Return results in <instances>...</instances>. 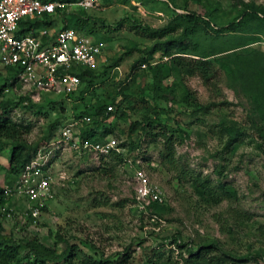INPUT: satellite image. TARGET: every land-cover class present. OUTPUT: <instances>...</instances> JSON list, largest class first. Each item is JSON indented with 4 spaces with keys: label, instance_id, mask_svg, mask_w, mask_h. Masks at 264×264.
Instances as JSON below:
<instances>
[{
    "label": "rangeland",
    "instance_id": "rangeland-1",
    "mask_svg": "<svg viewBox=\"0 0 264 264\" xmlns=\"http://www.w3.org/2000/svg\"><path fill=\"white\" fill-rule=\"evenodd\" d=\"M251 2L264 4V0H101L99 9L72 7L59 13L54 20L58 27H75L73 22L78 17H91L84 22L79 18L81 27L76 28L83 33L90 31L102 44L97 71L105 65L109 68L108 75L96 85L99 97L110 100L119 90L117 81L126 77L127 85L119 90L124 93V99L121 93L118 100L119 112L107 122L112 131L107 137L125 143L120 153L126 161L115 164L108 159L112 165L103 164L92 154L83 156L69 148L57 151L49 166L56 179L53 198L30 221V203L22 196H12L5 203H11L14 212L3 220L6 230L18 239L35 236L49 247L54 246L58 234L67 239L75 237L71 238L74 243L77 239L91 240L105 256L114 254L111 264L126 246L129 256L125 264H186L182 257L187 253L173 242L174 237L179 239L176 235L193 249L217 243L226 258L244 259L239 264H264V142L255 130L264 125V23L259 30L253 22L246 30L229 28L231 22L239 20L236 17L244 4ZM184 11L199 14L221 28L215 32L202 27L193 34L194 40L209 47L208 58L220 73L210 87L169 64L154 70L167 58H161L160 52L147 53L153 40L131 29L127 22L115 25L124 15H132L157 28ZM175 25L173 37L182 31L178 20ZM5 69L0 66V88L8 75ZM31 90L28 86L14 87L8 94L3 90L0 96L10 99V93ZM187 92L202 105H217L210 109L191 106V98L183 100ZM45 95H35V99L44 104L43 97H56ZM74 103L67 100L63 109L46 107L44 113L18 107L10 115L13 121L30 125L29 131L23 130L22 139L29 148L38 145L39 149L47 140L50 123L55 117L69 120L77 109ZM148 122L154 133L166 129L171 134L176 157L185 170L228 184L232 198L207 204L188 181L179 180L176 172L160 163L161 137L152 141L145 134L147 130L141 125ZM230 133H236L237 138L229 141ZM9 148L6 142L0 150L1 187L11 179L6 171ZM136 170L144 171L151 182L160 185L164 195L161 205L147 206L144 211L136 206ZM228 208L245 211L246 215L240 220L228 218L227 228L222 230L215 214L227 217ZM192 264L212 263L203 258Z\"/></svg>",
    "mask_w": 264,
    "mask_h": 264
},
{
    "label": "trees",
    "instance_id": "trees-1",
    "mask_svg": "<svg viewBox=\"0 0 264 264\" xmlns=\"http://www.w3.org/2000/svg\"><path fill=\"white\" fill-rule=\"evenodd\" d=\"M63 1H76V0H63ZM182 15L173 18L169 24L161 27L153 28L143 23L137 17L132 15H124L123 19L115 22V25H121L124 22L129 23L131 29H135L141 35L153 40L154 44L150 48H147L148 54H154L155 52H160V57L167 58L160 65L155 66L154 70L159 71L161 67L169 64L174 69H179L184 74L197 76L201 79L202 83L207 87L215 85L220 78V73L217 67L214 65L208 56L211 55L209 47L201 45L199 40H194L193 34L200 28L210 29L212 31H219L216 25L211 24V22L194 12H182ZM84 22L86 19L91 17H78L74 21L73 26L62 25V27H81L78 24V19ZM239 18L238 21H233L230 23V27L234 31L246 30V27L250 23H255L258 30L260 23H264V4L245 3L242 12L236 17ZM64 20V19H63ZM62 20V21H63ZM179 21V25L182 27L180 35L173 37L171 34L175 33L176 21ZM104 23V20H102ZM50 21L47 20V15L44 14V18L35 21V25H49ZM77 29V28H76ZM79 30V29H77ZM82 31V30H81ZM85 34L93 35L89 31ZM94 36V35H93ZM95 38V36H94ZM95 40H99L95 38ZM146 59H141L145 62ZM109 65L102 67L101 71H97L98 68H87L85 66H80L76 74L81 80L79 89L68 95L72 102L74 100V106L77 109L71 114V118L66 122H63L59 117H55L50 123L47 129L46 137L47 139L53 135L54 130L59 125L64 123H69L75 119L82 118L83 116L90 117L89 122H85L80 126V135L83 138H88L95 142H104L108 139V134L112 133L109 130V125L112 116L117 115L119 112V101L121 98L120 89L127 85L126 77L122 81H117V86L119 90L116 91V95L110 97V100H106L103 97H99L95 93L96 85L99 80H103L105 76L108 75L107 69ZM8 70V75L6 82L1 85L0 94L3 95V90L5 87L13 88L16 84V78L18 69L6 67ZM8 94V93H7ZM12 97L10 99H5L4 97L0 99V150L4 147L5 143L8 142L9 145V157H8V168L6 169L7 174L10 175L11 179L7 181V185L11 186L15 179L18 178L24 166L29 163L31 158L38 150V145H32L30 148L26 141L22 139L23 130L30 129V125H26L20 122H15L12 120L10 112L17 109L18 107L23 108L26 111H33L35 113H44L50 108L53 109L55 106H61L63 109L68 98L63 95H54L55 98L43 97L46 103L41 104L34 101L29 94L26 93H10ZM48 96V95H45ZM51 96V95H50ZM122 100L124 99V93H122ZM187 96V97H186ZM184 95L183 100L191 98V106H198L203 109H210L216 106V103H208V105H202L197 102L195 96H191L190 92ZM187 98V99H186ZM93 100V101H91ZM39 101V100H38ZM117 101V103H116ZM107 106H110L112 110H108ZM115 106V107H114ZM114 107V109H113ZM65 121V120H64ZM143 130L146 131V135L152 137V141L156 140L158 136L161 137V143L163 145V150L160 153V163L167 166L170 171L176 172V177L179 180L188 181L195 194L205 201L207 204H219L224 200H229L232 198V188L220 181L215 183L209 176H202L201 174L194 173L190 170H185L176 157V150L174 141L171 134L167 133L166 129L160 130L158 132H153L154 128L151 122L141 125ZM255 130L258 136L264 142V125L263 123L256 126ZM45 137V138H46ZM110 138V137H109ZM237 138L236 133H230L229 141ZM125 143L118 142L117 146L121 149ZM132 146V145H131ZM111 159L114 163H124L126 158L120 153V151L112 150L105 159H102L103 164H111L106 162V160ZM112 165V164H111ZM189 171V172H188ZM12 197L5 196L3 193V187L0 186V264H111V261L115 260L114 254L105 253L99 246L91 242V240H81L77 239L78 243L71 242L70 237L67 239L64 235L58 234L54 246L49 247L39 241L35 236L24 237L18 239L14 236L12 231H7L4 227L3 217L5 213L10 209L13 215V209H11V203L6 205V209H2L5 203L11 200ZM136 202V200H135ZM162 202L151 201L148 208L151 205H161ZM44 207L42 210H44ZM227 217H223L222 213L215 214V220L220 225L222 230L227 228V220L231 218L232 220H240L245 217L246 212L242 210H236L235 208H228ZM30 221H33L31 215L28 216ZM179 239L174 237L173 242L182 251L187 253L186 257H182L186 264H192L197 259L206 258L212 264H227L230 261H235L238 264L244 261L242 258H226V256L220 254V248L217 243H210L208 246H197L195 249L192 248L188 243H184L179 235H176ZM80 243V244H79ZM128 246L118 254L115 264H125L127 257ZM215 252L216 254H210ZM181 255V253H180ZM255 258L254 255L250 256ZM256 264H259L256 262Z\"/></svg>",
    "mask_w": 264,
    "mask_h": 264
},
{
    "label": "built area",
    "instance_id": "built-area-1",
    "mask_svg": "<svg viewBox=\"0 0 264 264\" xmlns=\"http://www.w3.org/2000/svg\"><path fill=\"white\" fill-rule=\"evenodd\" d=\"M72 4L63 0H0V65L18 69L16 87H30L32 90L24 93L34 101L39 100L35 95L41 94L63 95L71 100L68 95L75 93L81 84L76 74L80 66L98 67L103 47L91 35L71 27L34 29V21L42 19L44 14L54 17L58 10ZM75 4L97 9L101 0H78ZM107 109L112 110L110 106ZM84 121L89 122L90 117L83 116L57 126L13 184L3 185L5 196L27 199L30 203L26 206L27 215L37 218L40 209L55 194L56 179L49 166L57 151L69 148L76 154H92L99 160L105 159L112 150L120 151L115 139L95 142L81 137L80 126ZM134 177L136 206L140 211L151 201L163 202V191L158 183L151 182L142 170H136ZM8 210L4 219L12 216Z\"/></svg>",
    "mask_w": 264,
    "mask_h": 264
},
{
    "label": "clouds",
    "instance_id": "clouds-1",
    "mask_svg": "<svg viewBox=\"0 0 264 264\" xmlns=\"http://www.w3.org/2000/svg\"><path fill=\"white\" fill-rule=\"evenodd\" d=\"M78 0H76V1H64V2H68V3H74V4H72V5H69V6H65V8H63L62 9V11H57V15H55L54 17H49V16H47V20L49 19V21H50V23H49V25H35L34 23H35V21H34V23H33V26H34V29L36 28V30L37 29H40L41 27H52V26H55V27H58L57 26V22L56 21H54L55 20V17L56 16H58V14L59 13H65V11H67V10H70L72 7H78L77 8V10H79V9H81V10H91V9H96V8H88V9H86V8H83V7H81V6H77L75 3L77 2ZM97 9H99V8H97ZM46 15V14H45ZM44 18V16H42V19ZM37 20H40V19H37ZM58 28H63L62 27V25L61 26H59ZM71 28H73V27H71ZM74 29H76V28H74ZM77 30V29H76ZM77 31H79V32H81L80 30H77ZM81 33H83V32H81ZM83 34H85V33H83ZM86 35H88V34H86ZM92 36V35H91ZM95 39V38H94ZM1 66V65H0ZM3 67V66H2ZM4 68H6V67H4ZM17 83V82H16ZM17 85L15 84V86L14 87H16ZM13 87V88H14ZM6 89H8L7 91H6ZM5 89V92H9V89L10 88H6ZM53 160V159H52ZM3 220H4V217H3Z\"/></svg>",
    "mask_w": 264,
    "mask_h": 264
}]
</instances>
